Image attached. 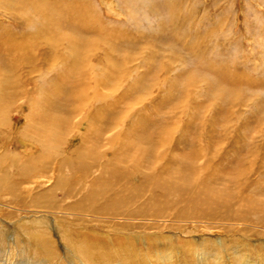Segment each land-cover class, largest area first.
Masks as SVG:
<instances>
[{"label": "rangeland", "instance_id": "obj_1", "mask_svg": "<svg viewBox=\"0 0 264 264\" xmlns=\"http://www.w3.org/2000/svg\"><path fill=\"white\" fill-rule=\"evenodd\" d=\"M86 1L92 11L99 14L107 29L120 27L129 32L143 33L148 41L142 43L151 42L156 45L157 50L150 72L154 76L149 75L148 78L153 77L162 87L145 89L144 93L142 89L135 90L131 104H125L124 99H121L120 91L126 90L128 83L138 79L149 65L143 58L148 49H144L134 61L136 69L120 81L123 89L110 92L109 99L102 100L103 107L111 109L116 119H119V115L125 114L126 105L131 108L135 106L133 109L136 111H152L151 101L162 98L169 101L158 107V114L148 113L147 120L144 115L146 112H143L144 120L141 123L144 122V127L138 129V135L134 131L132 134L128 132L130 141L126 140L132 142L131 144L140 142L138 140L142 137L148 139L143 138V150L139 153L129 148L126 155L128 159L122 161L124 167L120 170L179 171L184 166L188 167L184 171H196L193 174V183H188L187 191L182 184L180 194L170 193L160 199L158 204L162 205V215L151 218V221L133 223L135 227L138 226L136 230H141L143 234L128 236L134 241L133 249L132 244H128L131 246L129 264H264V0H182V3L179 2L181 10L177 12L179 23L169 17L164 9L165 0ZM30 17L38 21L32 13ZM21 23V18L0 11V26L10 27L18 32L20 29L15 27ZM170 23L179 26L178 37L185 39V47H181L166 33ZM80 24H87L85 16ZM104 47L107 48L108 43ZM198 51H203L207 69L201 67L203 64L198 57ZM154 62L171 67L167 72H157L159 68ZM180 74L189 78H193V75L199 77L200 82L197 85L184 91L193 93V96L173 93V96L168 97V86L177 80L176 76L181 77ZM181 82L184 80L178 79V84ZM179 88H183L181 84ZM229 90L236 94L230 95ZM25 96L26 98L20 95L16 108L9 106L8 110L2 112L5 115L2 133L7 134L8 139H5L7 143L3 146H13L12 150L22 157L21 161L27 156H36L39 153L38 147L30 148L29 145L34 146V143L23 142L19 134L28 126L26 118L30 116L29 106L33 102L34 106L31 107L35 110L39 108L38 99H42V95L29 91ZM115 98H119L122 104L115 102ZM88 100L86 106L72 115L73 125L81 123L80 130L76 125H71L72 133L62 134L63 146L68 144L67 149L64 152L62 150L63 155L72 157V162L77 164L75 174L67 182L69 188L77 178L84 177L86 184H91L93 175L82 171H100V165H106L105 161L111 165L119 164V160L114 157L115 150L106 155L109 160L105 161L103 156L97 160L90 157L83 159L77 152L83 145H91L90 138H85L86 130L91 128L86 114L91 110L93 113L95 108L91 96ZM138 100L146 104L140 105ZM74 101L76 105L73 108L77 109L80 103L76 99ZM107 101L110 106L105 105ZM17 105L22 109L19 110ZM131 122V118H125L119 126L115 125L104 135L103 144L108 148L112 147L108 138L127 131ZM147 140L156 144L158 150L155 153L148 152L147 147L151 143H147ZM198 144L204 145L203 150H198ZM193 149L195 153H192ZM143 151L146 157L140 167L138 160ZM207 156L213 159L206 162ZM57 157L58 155L53 158L55 162H58ZM92 162L95 164L91 165ZM7 163H3L4 167L0 166V177L5 176L8 171L16 174L21 171L11 162ZM109 169L115 171L114 168ZM65 170L68 171L67 166L63 169ZM20 182L23 183L19 180L18 183ZM35 187L27 183L16 194L9 193L10 195L6 190L0 191V224L5 227L0 230V264H79L82 258L75 253L74 245L83 237L99 243L104 242L107 249L125 246V236L121 234V230H117L118 225H114V217L113 220L99 219V222L83 219V222L80 217L67 216L62 218L63 222H59L67 235H63L62 230H57L54 225L55 229L50 235L52 243L48 245V249L42 248L37 238L27 231L28 227L35 230L39 226L33 221L23 225L19 220L20 217L31 216L35 213L34 210L39 209H19L14 204L19 199L33 197L37 191ZM139 188V196L142 198L136 196L134 201L141 199L144 202L151 197L152 187ZM200 188L206 190L209 199L218 195L215 198L217 204L225 205L228 214L221 209L215 214L198 212L202 205L198 206L190 197L194 190ZM109 192L112 197L114 190ZM59 198L64 207L66 204H73V197L66 199L64 194H60ZM190 209L195 212L186 213ZM104 233L108 239L103 240L100 237ZM52 249L57 250L56 254H53L55 250ZM144 256L147 260H144ZM95 259L102 260L99 254ZM108 259L116 261L118 258L114 255L106 258Z\"/></svg>", "mask_w": 264, "mask_h": 264}, {"label": "bare ground", "instance_id": "obj_2", "mask_svg": "<svg viewBox=\"0 0 264 264\" xmlns=\"http://www.w3.org/2000/svg\"><path fill=\"white\" fill-rule=\"evenodd\" d=\"M179 2L182 3L183 1L165 0L163 3L169 17L176 19L177 22V12L180 9ZM1 10L21 18L22 23L20 26L15 27L20 29L18 32L13 28L0 26V166L4 167L3 163L9 162L10 164L11 162V164L21 170L17 171V174L16 172L8 171L5 176H1L0 191L6 190L8 194H11L18 192L27 183L36 186L35 190L37 191L33 197L29 199L26 197L23 200L19 199L14 204L18 208L31 207L33 208L32 210L39 209L38 211L34 210L35 213L31 216H23L19 220L23 222V225L35 222L39 226L35 230L28 227L27 231L30 235L33 234L37 238L41 243L40 246L44 249H48V245L52 243L50 235L51 231L55 229L54 225L57 226V230H62L63 235H67L62 224L59 225V222H63V217L73 216L76 218L80 217L82 220H97L98 222L99 219H102V221L105 218L113 220L114 217V225H118L117 230H121V234L123 233L125 236L124 247L107 249L104 242L99 243L83 237L81 241L75 243V253L82 258L81 263L83 264H129L130 257L128 256L131 246L128 244H132L133 249L134 241L129 239L128 236L131 234H143L141 230H136L138 226L136 225L135 227L133 223L135 221H151V218L155 219V217L162 215V205L158 204L160 199L170 193L180 194L182 192V184L186 186L183 189L187 191L189 189V181L193 183V174L196 172L184 171V168H188L184 166H181L179 171L177 169L175 171L171 169L162 171L120 170L124 167L122 166V161L128 159L126 155L130 151L129 148L131 147V150H136L139 153L143 150V138L148 139V137L141 136L142 138L138 140L140 142L131 144L132 142L127 141H130V134L133 131L138 135V129L144 127V122L141 123L144 120V118L142 119L143 112H146L144 115L147 120L149 117L148 113L151 115L154 113L158 114V107L169 101H166L167 98L153 99L154 101H151L153 102L152 111L150 109L147 111L142 109L136 111L133 109L135 106L131 108L130 105H126L125 114L119 115V119H116L111 109L108 110L103 107L102 100L109 99L110 92H118L123 89L120 81L130 76V72L134 68L136 69L137 65H135L134 61L137 59L138 53L142 54L144 49H148L147 55L143 58L149 65L138 79L128 83L126 90L120 91L122 94L121 99H124L125 104H131L130 102L135 97V90L142 89L143 91L162 87L158 81H155V77V80H153V77L148 78L149 75L154 76L150 72L152 71L153 59L155 58L154 53L157 51L156 45H152L151 42L142 43L143 41H148L143 33L129 32L120 27H109L110 29H107V25L102 23L103 20L100 19L99 14H95L92 11L89 2L86 0H0ZM31 13L37 17L38 21H34L30 17ZM84 16L87 19V24L82 25L80 21ZM92 17L94 18L92 19ZM184 17L187 16L184 15ZM185 19L183 20L184 23L186 22ZM178 32L179 26H174V24L171 25L170 23L166 33L170 35L173 41L178 42L181 47H185V39H180ZM181 35L184 37L183 34ZM107 43L108 47L105 48L104 45ZM189 47L193 48L191 44H189ZM202 52L199 53L198 51V57L202 59L201 64H203L200 66L207 69ZM172 54L174 55V52ZM154 63L159 68L157 72L160 70L167 72L171 67L162 63ZM33 73H36L34 77H32ZM180 75L181 77L176 76L177 80L172 81L171 84L169 83L168 97L173 96V93L182 94L200 82L198 81L199 77L196 78L195 75H193V78ZM36 76L39 79H36ZM178 79L184 80V82L180 83L183 88H179ZM29 91L42 95V99H38L40 107L36 110L31 107L34 106V103L32 99L30 100L32 102L31 106L28 105L30 107V116L26 118L28 126L24 127L20 132L19 138L25 143H34V146L28 145L30 148L38 147L39 153L36 156H24L26 159L21 161L22 157L12 150L13 146H3L5 145L4 143H7L5 142L7 134L2 133V125L5 124V115L2 112L8 110L9 106L15 107L20 95L26 98L25 94H28ZM229 93L230 95L236 94L232 90H229ZM182 95L193 96V93H184ZM90 96L95 110L93 113L91 110L86 114L91 128L86 130L85 133L87 135L85 138H90L91 145H83L77 152L84 157L83 159L90 157L97 160L98 157L103 156L105 161V159H108L106 155L111 154L115 150L114 157L119 160V164H113V166L110 162L105 161L106 165H100V171H82L93 175L91 184H86L84 177L77 178L71 183L69 188L67 182H70L69 179L75 174L77 164L72 162V157L63 155L68 144L63 146L62 134L72 133L71 125L74 124L72 119L73 112L79 111L86 106ZM75 99L80 103V106L77 105V109L73 108L76 105ZM115 102L122 104L119 98H115ZM138 103L140 105L146 104L140 100H138ZM24 105L25 102L22 107ZM105 105H109L108 101ZM22 107L17 105L19 110ZM120 118H122L121 121ZM125 118H131L130 128L128 129L127 127V131L121 134L116 133L114 136H108V143L111 146L113 145L108 148L103 144L104 135L113 129L115 125L119 126L120 122H124ZM117 122L119 124H115ZM75 125L80 130L81 123H76ZM75 125L73 126L75 127ZM101 141L102 144H100ZM84 143L85 140H83L82 144ZM147 143H151L147 147L148 152L155 153L158 150L156 144L151 140H147ZM203 147L204 145L198 144L197 148L198 150H203ZM144 152L139 156L138 163L140 167L146 157ZM192 153H195L194 149ZM57 155L58 162H55L53 158ZM212 159L207 156L206 162ZM90 164L93 165L95 163L92 162ZM63 165V169L67 166L68 171H63ZM109 168H114L115 171H110ZM58 169L60 171H56ZM19 180L23 181V183L21 184L20 182L19 184ZM142 186L152 187L151 197L146 201L144 200V202L141 199L134 201L136 196L142 198L141 195L139 196V187ZM112 190H114V195L110 197L109 191ZM205 191L201 188L194 190L193 196L190 197V200L194 201L198 206L202 205L198 212L215 214L218 209H221V211L223 210L228 214L225 205L217 204L218 202L215 198L218 195L209 199ZM60 194H64L66 199L73 197V204H66V207L62 206L63 204H61L59 198ZM183 199L185 201V197ZM64 209L69 211H64ZM194 212L192 209L186 211L189 214ZM1 227L4 226L0 224V230ZM105 235V233L101 234L100 237L103 240L108 239ZM53 250H55L53 254H56L57 250ZM107 250H110V252H107ZM97 254L100 255L102 262L95 259ZM114 255L118 258L116 261L106 260V258ZM135 255L138 256L136 252ZM203 257H205V254H203ZM144 260H147L145 256ZM32 264L35 263L33 262Z\"/></svg>", "mask_w": 264, "mask_h": 264}]
</instances>
